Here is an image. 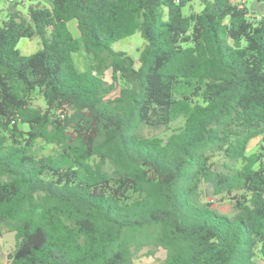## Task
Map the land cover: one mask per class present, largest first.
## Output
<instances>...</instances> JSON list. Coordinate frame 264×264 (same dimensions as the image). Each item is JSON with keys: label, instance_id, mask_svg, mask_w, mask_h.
I'll use <instances>...</instances> for the list:
<instances>
[{"label": "trees", "instance_id": "16d2710c", "mask_svg": "<svg viewBox=\"0 0 264 264\" xmlns=\"http://www.w3.org/2000/svg\"><path fill=\"white\" fill-rule=\"evenodd\" d=\"M189 1L53 0L0 25L6 264H264V12ZM137 31L138 58L114 49Z\"/></svg>", "mask_w": 264, "mask_h": 264}, {"label": "rangeland", "instance_id": "374dc122", "mask_svg": "<svg viewBox=\"0 0 264 264\" xmlns=\"http://www.w3.org/2000/svg\"><path fill=\"white\" fill-rule=\"evenodd\" d=\"M53 0H0V25L3 24V21L10 17V13L12 11H19L23 15H28L29 9L33 5H39L41 7H52ZM247 7L250 13L254 15H259L264 12L263 3L258 2L257 0H248ZM203 9V4L201 0H190L183 8L184 13L189 14L191 11H201ZM71 30L74 35L80 38V33L77 27V21L72 20L69 23ZM81 42V40H80ZM146 43V40L141 35L140 31H137L131 36L123 38L113 44L114 49L126 51L128 54L138 58L139 49L142 48ZM42 41L39 35L34 37H22L18 43V48L22 52V54L30 55L40 48H42ZM73 59L76 65V68L79 71H85L91 65V58L88 57L86 50L84 48L83 43L81 42V47L78 51L73 54ZM112 70H108L106 73V79L108 81L111 80ZM34 103L39 105H44V101L40 96H34ZM159 132V131H158ZM163 136H166L169 131L160 130ZM261 138H254L249 145L248 153H251L257 149L260 145ZM220 163L223 164V158L218 157ZM225 163V162H224ZM216 208L221 210L222 212H227L233 215L236 210L233 208V205L229 202H216L214 204ZM16 243V234L14 231L5 232L0 237V264H6L7 262V254L15 248ZM147 250H143L136 258L135 264H163V259L165 258L166 252L163 249L158 250V252L154 256H149L147 254Z\"/></svg>", "mask_w": 264, "mask_h": 264}, {"label": "built area", "instance_id": "2783aa9c", "mask_svg": "<svg viewBox=\"0 0 264 264\" xmlns=\"http://www.w3.org/2000/svg\"><path fill=\"white\" fill-rule=\"evenodd\" d=\"M240 3H245V2H247L248 0H238ZM93 73H95V72H93Z\"/></svg>", "mask_w": 264, "mask_h": 264}]
</instances>
